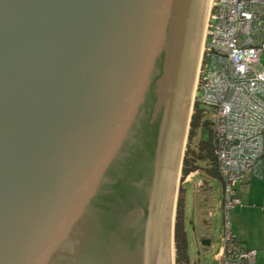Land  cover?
<instances>
[{
	"label": "water",
	"instance_id": "obj_1",
	"mask_svg": "<svg viewBox=\"0 0 264 264\" xmlns=\"http://www.w3.org/2000/svg\"><path fill=\"white\" fill-rule=\"evenodd\" d=\"M208 2L0 0V264H160Z\"/></svg>",
	"mask_w": 264,
	"mask_h": 264
},
{
	"label": "built area",
	"instance_id": "obj_2",
	"mask_svg": "<svg viewBox=\"0 0 264 264\" xmlns=\"http://www.w3.org/2000/svg\"><path fill=\"white\" fill-rule=\"evenodd\" d=\"M264 0H212L194 101L210 111L223 183L222 245L213 264H258L233 233L238 186L264 178Z\"/></svg>",
	"mask_w": 264,
	"mask_h": 264
},
{
	"label": "rangeland",
	"instance_id": "obj_3",
	"mask_svg": "<svg viewBox=\"0 0 264 264\" xmlns=\"http://www.w3.org/2000/svg\"><path fill=\"white\" fill-rule=\"evenodd\" d=\"M207 21H206V26H207ZM205 32H206V28H205ZM262 62L264 64V56L262 58ZM194 110L195 109L193 108V114H194ZM201 110H202L201 111L202 121L206 119H210L211 116L210 111H205L203 107L201 108ZM190 129H191V124L189 128V132ZM201 140L208 141V131L204 130V128L200 124L199 126H196L194 129L193 140L191 143L192 149H196V150L199 149L198 146ZM188 143H189V135L187 138L184 153L185 151H187ZM211 168H212V164L201 163V169L197 172H194L195 177L191 179L192 183H188V181L186 183V181L182 179V170H181L179 177L180 181L178 180L179 191H178V197L176 199L177 205H178L180 189L184 185L183 186L184 195H185L184 225L189 242V257L191 260L190 264H213L214 256L218 253L222 245V236L224 230L223 208H222L223 186L219 179H212L210 181V185L208 182H206L209 180L208 177L209 172H207L206 169H211ZM182 203H184L183 200ZM176 213H177V207H176ZM176 213L174 211L175 220H172V223L173 222L176 223ZM234 214L235 213L233 211L231 213V225ZM172 216H173V211H172ZM206 236H209L212 240L211 246L209 247H206L202 244V240L206 239ZM173 249H174L173 250L174 264H176V248H175L174 239H173Z\"/></svg>",
	"mask_w": 264,
	"mask_h": 264
},
{
	"label": "crops",
	"instance_id": "obj_4",
	"mask_svg": "<svg viewBox=\"0 0 264 264\" xmlns=\"http://www.w3.org/2000/svg\"><path fill=\"white\" fill-rule=\"evenodd\" d=\"M206 170L210 171V169ZM194 177L193 172L184 181L192 183L191 179ZM208 177L209 180L206 182L210 185V181L216 178L211 176L210 172ZM221 184L223 186L222 181ZM238 196L241 199V205L234 210L233 233L243 246L257 252V263L264 264V178L262 180L247 179L239 184ZM206 238L211 239L209 236Z\"/></svg>",
	"mask_w": 264,
	"mask_h": 264
},
{
	"label": "trees",
	"instance_id": "obj_5",
	"mask_svg": "<svg viewBox=\"0 0 264 264\" xmlns=\"http://www.w3.org/2000/svg\"><path fill=\"white\" fill-rule=\"evenodd\" d=\"M201 106L196 102L194 107V114L191 120V129L189 132V143L187 146V151L184 158V163L182 167V179L185 178L196 171L201 169V163L212 164L210 169V175L216 179H220L217 161L214 155L215 143H214V131L213 125L210 119L202 121ZM207 111L206 109H204ZM202 125L204 130L208 131V141L201 140L199 143V149H192L191 143L193 140V133L196 126ZM183 186L180 189V194L178 198L177 213H176V223H175V248H176V264H190L189 257V242L187 233L185 231L184 225V215H185V197H184ZM183 197V199H182ZM182 200L184 203H182Z\"/></svg>",
	"mask_w": 264,
	"mask_h": 264
},
{
	"label": "bare ground",
	"instance_id": "obj_6",
	"mask_svg": "<svg viewBox=\"0 0 264 264\" xmlns=\"http://www.w3.org/2000/svg\"><path fill=\"white\" fill-rule=\"evenodd\" d=\"M210 2L212 3V0H210L208 2V6H207L208 13L206 14V18H205L206 21H207V18H208V14L210 12L209 11L210 7H211ZM205 26H206V24L204 25V35H203L202 46H201V49H200L198 68H199V66L201 64V59H202L203 44H204V38H205V33H206L205 32V28H206ZM196 73L197 74H196V81H195V85H194L193 94H195L197 81H198L199 70H197ZM193 97H195V96L193 95ZM191 113H192V109H190V113L188 115V120L186 122L185 129H184V133L182 134V132H183L182 131L183 128H182L181 131H180V134H177V136H176V141H175L176 147H174V152H173V157H172V164H171V168H170V174H171V169H172V172L174 173L175 164H176L175 161H177V154L179 155V164L177 165V168H176V171H175V174L177 172V176H176L177 179H176V187H175V191L173 193V197L171 195V193H172V185L170 187L169 184H168V188H167V191H166L165 208H164L162 251H161L160 264H174V257H173V255H174V251H173L174 250L173 249V227H172L174 225V222L172 223V220H175L174 211H175V208H176L175 204H176V199H177V196H178V187H179L178 180L180 181L179 177H180V173H181V164H182L183 156L185 154L184 150H185L186 142H187V136H188V131H189V119H190ZM181 137H182V139H181ZM170 174H169V176H170ZM168 182H169V180H168ZM170 204H172V209H171V213H170L171 222L169 224V212H168L169 210H168V206H170ZM172 211H173V216H172Z\"/></svg>",
	"mask_w": 264,
	"mask_h": 264
}]
</instances>
